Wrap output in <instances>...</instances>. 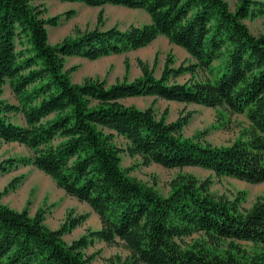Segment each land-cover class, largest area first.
Here are the masks:
<instances>
[{"label":"trees","instance_id":"1","mask_svg":"<svg viewBox=\"0 0 264 264\" xmlns=\"http://www.w3.org/2000/svg\"><path fill=\"white\" fill-rule=\"evenodd\" d=\"M46 1L0 0V145L17 143L30 151L0 161V173L37 168L87 204L101 227L67 243L64 236L89 215L69 211L51 229L45 208L32 216L28 207L2 204L21 183L16 177L0 191V264H90L95 256L85 250L96 240H120L130 251L107 264H264V196L245 209L243 194L214 195L210 178L192 174L175 177L165 196L132 178L134 167L123 168L121 159L126 151L144 166L199 167L218 178L264 183V34H253L244 22L264 16V0H238L234 11L226 0H58L142 10L150 21L104 29L101 11L95 28H76L54 45L48 27L59 26L62 16L47 17ZM159 36L182 48L189 62L176 67L168 54L157 77V58L153 65L138 60L141 75L131 81L126 59V75L111 85L93 78L74 83L78 67L66 69L67 58L126 54ZM185 75L190 79L177 81ZM6 86L14 102L4 98ZM135 97L222 109L245 115L249 126L232 144L215 146L184 135L191 113L169 122L168 110L159 115L153 106L122 102ZM194 235L199 238L186 241Z\"/></svg>","mask_w":264,"mask_h":264},{"label":"rangeland","instance_id":"2","mask_svg":"<svg viewBox=\"0 0 264 264\" xmlns=\"http://www.w3.org/2000/svg\"><path fill=\"white\" fill-rule=\"evenodd\" d=\"M232 11L235 10L238 0H226ZM47 17L61 15L62 19L57 27H48L49 42L54 45L67 36L73 34L76 28L82 31L93 29L97 25V18L103 11V28L119 27L126 30L131 25L143 26L149 23V17L142 10H132L117 6L88 7L81 3H62L58 0L45 2ZM74 12L71 18L65 17L67 12ZM245 24L255 34H264V16L254 19H246ZM163 37V36H162ZM168 54L175 58V65L189 62L187 53L177 46H174L164 38L156 39L151 45L121 55H111L110 58H101L96 61L86 59H67L66 69L77 66L78 69L71 74L74 83H82L86 78L106 80L108 85L123 80L126 75L125 60L130 64V71L127 75L129 80H134L141 75L137 61L142 60L150 65L154 64L157 58L155 74L161 75L165 59ZM109 57V56H108ZM190 75L177 78L178 82H185ZM4 98L12 101L11 94L6 91ZM125 104L134 105L141 109L153 106L155 111L161 115L165 110L169 111L168 121H175L180 115L191 113L192 116L183 133L186 137H198L200 140L209 142L215 146L230 145L236 141L242 130L249 126L245 115L233 114L225 110L208 108L195 104L171 103L154 97H139L135 100H126ZM15 121H19L18 118ZM117 144L126 149L127 143L121 138H116ZM30 155V151L17 143L0 145V161L11 157H24ZM122 167H134L129 175L148 185L153 186L162 195L170 191V182L179 174H192L198 179L210 178L213 181L211 192L214 195H226L233 199L237 194H243L242 208H250L257 198L264 196V183L249 184L229 177L218 178L214 173L199 167H185L167 169L157 164L149 166L142 165L141 158H132L124 151L121 154ZM16 177L22 181L14 192L1 199V203L12 209L21 211L28 207L29 213L33 216L40 207L46 209L45 224L51 229H57L64 222L69 211L75 215L88 214L85 223L70 234L64 236L67 243L81 237L88 229L97 230L100 228V220L92 209L85 203L68 196L59 189L56 183L43 172L33 166H19L8 173H0V191ZM29 202V204H28ZM199 238L198 235L186 238L187 242ZM241 245L251 249L252 244L241 242ZM85 253L87 256L94 255L90 264H107L108 260L116 256L123 259L129 257L130 251L125 244L117 240L115 244L109 245L104 241L96 240L89 246Z\"/></svg>","mask_w":264,"mask_h":264},{"label":"crops","instance_id":"3","mask_svg":"<svg viewBox=\"0 0 264 264\" xmlns=\"http://www.w3.org/2000/svg\"><path fill=\"white\" fill-rule=\"evenodd\" d=\"M159 38H164V37H162V36H159L157 39H159ZM188 55V54H187ZM111 56H109V57H106V58H110ZM83 59V58H79V57H70V58H67V59ZM6 91H8L10 94H11V91H10V88H9V86H6V90H5V93H6ZM11 96H12V94H11ZM12 98H13V96H12ZM139 97H135V98H127V99H124V100H122V102L125 104V101L126 100H135V99H138ZM12 102H14V98H13V100H12ZM171 103H176V102H171ZM127 105V104H126ZM101 227V226H100Z\"/></svg>","mask_w":264,"mask_h":264}]
</instances>
